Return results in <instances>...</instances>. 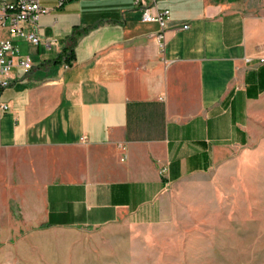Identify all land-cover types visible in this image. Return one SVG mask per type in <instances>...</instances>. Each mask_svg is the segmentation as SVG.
Masks as SVG:
<instances>
[{"label": "crops", "instance_id": "1", "mask_svg": "<svg viewBox=\"0 0 264 264\" xmlns=\"http://www.w3.org/2000/svg\"><path fill=\"white\" fill-rule=\"evenodd\" d=\"M58 2L40 0L39 43L17 41L34 66L0 95V222L15 203L27 227L156 223L168 186L264 117V0H157L162 47L133 0Z\"/></svg>", "mask_w": 264, "mask_h": 264}, {"label": "rangeland", "instance_id": "2", "mask_svg": "<svg viewBox=\"0 0 264 264\" xmlns=\"http://www.w3.org/2000/svg\"><path fill=\"white\" fill-rule=\"evenodd\" d=\"M252 128L247 146L168 186L153 224L27 227L12 204L0 264H264V117Z\"/></svg>", "mask_w": 264, "mask_h": 264}, {"label": "built area", "instance_id": "3", "mask_svg": "<svg viewBox=\"0 0 264 264\" xmlns=\"http://www.w3.org/2000/svg\"><path fill=\"white\" fill-rule=\"evenodd\" d=\"M62 2L59 0L58 4ZM133 4L140 10L142 22L158 24L156 37L162 47V39L171 19L170 11L159 9L157 0H133ZM49 11L48 7L40 4V0H0V95L13 81H20L33 68L32 58L21 53L17 41L23 40L31 45L39 43L38 21ZM182 27L187 28L188 25ZM7 109L8 104L0 100V114Z\"/></svg>", "mask_w": 264, "mask_h": 264}, {"label": "trees", "instance_id": "4", "mask_svg": "<svg viewBox=\"0 0 264 264\" xmlns=\"http://www.w3.org/2000/svg\"><path fill=\"white\" fill-rule=\"evenodd\" d=\"M67 48H63L61 52L50 62L53 64L60 62H67L70 60V51L66 50Z\"/></svg>", "mask_w": 264, "mask_h": 264}]
</instances>
